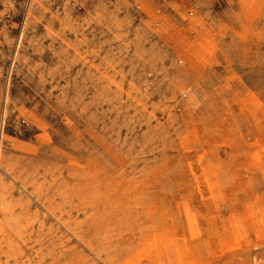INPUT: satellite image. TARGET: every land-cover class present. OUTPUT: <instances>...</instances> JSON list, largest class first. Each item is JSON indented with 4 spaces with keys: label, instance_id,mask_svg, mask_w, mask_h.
Wrapping results in <instances>:
<instances>
[{
    "label": "rangeland",
    "instance_id": "rangeland-1",
    "mask_svg": "<svg viewBox=\"0 0 264 264\" xmlns=\"http://www.w3.org/2000/svg\"><path fill=\"white\" fill-rule=\"evenodd\" d=\"M0 264H264V0H0Z\"/></svg>",
    "mask_w": 264,
    "mask_h": 264
}]
</instances>
